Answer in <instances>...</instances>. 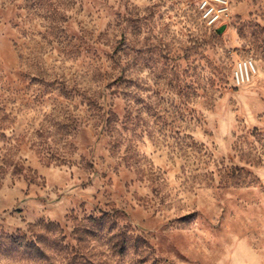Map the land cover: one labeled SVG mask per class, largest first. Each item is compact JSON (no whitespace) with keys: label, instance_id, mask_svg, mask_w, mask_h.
<instances>
[{"label":"rangeland","instance_id":"1","mask_svg":"<svg viewBox=\"0 0 264 264\" xmlns=\"http://www.w3.org/2000/svg\"><path fill=\"white\" fill-rule=\"evenodd\" d=\"M0 264H264V0H0Z\"/></svg>","mask_w":264,"mask_h":264}]
</instances>
